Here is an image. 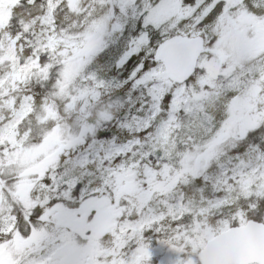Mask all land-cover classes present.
I'll use <instances>...</instances> for the list:
<instances>
[{
    "label": "snow or ice",
    "instance_id": "snow-or-ice-1",
    "mask_svg": "<svg viewBox=\"0 0 264 264\" xmlns=\"http://www.w3.org/2000/svg\"><path fill=\"white\" fill-rule=\"evenodd\" d=\"M0 264H264V0H0Z\"/></svg>",
    "mask_w": 264,
    "mask_h": 264
}]
</instances>
